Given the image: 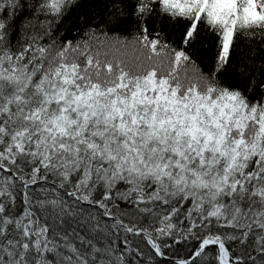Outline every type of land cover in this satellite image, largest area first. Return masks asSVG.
I'll return each mask as SVG.
<instances>
[{"label":"snow or ice","instance_id":"6c2138e0","mask_svg":"<svg viewBox=\"0 0 264 264\" xmlns=\"http://www.w3.org/2000/svg\"><path fill=\"white\" fill-rule=\"evenodd\" d=\"M0 264H264V0H0Z\"/></svg>","mask_w":264,"mask_h":264}]
</instances>
